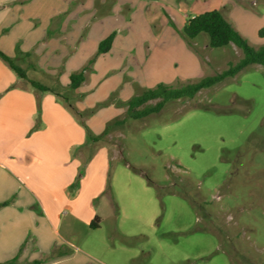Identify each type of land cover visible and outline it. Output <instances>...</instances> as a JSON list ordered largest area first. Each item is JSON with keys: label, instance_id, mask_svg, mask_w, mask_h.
Wrapping results in <instances>:
<instances>
[{"label": "rangeland", "instance_id": "obj_1", "mask_svg": "<svg viewBox=\"0 0 264 264\" xmlns=\"http://www.w3.org/2000/svg\"><path fill=\"white\" fill-rule=\"evenodd\" d=\"M113 1L121 2L108 0L105 6H113ZM129 3L134 11L128 8L123 14L120 4L114 14L103 13L81 32L74 23L70 29L59 26L63 34L58 35L57 24L37 30V21L30 20L29 32L15 30L7 40L9 46L16 45L14 58L20 66L34 63L33 79L50 87L59 81L62 100L69 99L83 113L81 117L76 112L78 124L89 130L86 143L71 153L78 160L74 178L54 202L61 216V236L73 245H86L93 256L90 264H264L263 66L250 65L194 99L170 102L160 113L141 120L130 118L125 105L163 85L199 83L244 58L235 45L211 48L206 34L186 39L183 29L191 17L219 10L250 46L262 49L264 0ZM80 13L84 10L72 17L84 22ZM62 20L58 18V24ZM104 27L109 36L114 33L118 46L114 54L98 53ZM192 43L199 44V50ZM90 44H97V49ZM81 45L86 51L73 57L70 47ZM53 47H59L58 52ZM85 68L86 82L69 90L71 75ZM29 146L31 153L21 162V179L10 187L31 199L27 204L33 218L27 219L30 229L21 246L37 253L42 211L27 188L34 189L40 163L39 150ZM88 185L102 192L88 198ZM87 207L103 217L99 229L85 223ZM39 256L40 252L35 255Z\"/></svg>", "mask_w": 264, "mask_h": 264}, {"label": "crops", "instance_id": "obj_2", "mask_svg": "<svg viewBox=\"0 0 264 264\" xmlns=\"http://www.w3.org/2000/svg\"><path fill=\"white\" fill-rule=\"evenodd\" d=\"M107 1L69 0L67 3H54L44 0H0V50L7 56L14 58L17 55L16 45L9 46L7 40L15 30L29 32L26 26L28 24L30 26V20L37 21V30L43 25L54 27L57 24V29L53 30L61 35L63 32H60V28H68L69 26L70 29L76 23L81 32V30L99 21L100 15L103 13L107 16L114 14L120 4H122L123 14L128 8L130 10L134 8L133 4L129 3L130 0H120L121 2L117 4H114L113 1L111 7L105 6ZM164 7L163 10L168 8L167 5ZM81 9L84 10V13H80V17L86 19L84 22L82 19L75 20L72 17L74 12L76 13ZM61 17H63L62 23L58 24L57 20ZM110 18L111 16L108 17V20ZM170 19L174 23L172 16ZM96 26L97 23L91 30ZM110 33L104 27L97 42L101 43L107 37L114 36V33L109 36ZM192 44L194 48L199 50V44ZM95 45L96 47H93V44H90L94 51L97 49V44ZM208 47V45L205 46L206 49ZM20 49V53H23L22 46ZM58 49L59 47H53L52 50L58 52ZM70 49L74 54L73 57L77 58L79 53L82 57L81 53L85 52L87 48L81 45L75 48L70 47ZM116 50H118V46L114 38L109 53L114 54ZM84 59L83 63H86L88 58L84 57ZM24 64L23 68L27 66V63ZM28 75L33 79L30 70H28ZM25 84L29 85L22 81L0 59V173L4 176V180L0 182V264L15 258H19L20 263L40 261L42 264H90L93 256L86 245H73L65 236H61V216L54 204L59 191L68 189L74 178L78 160H75V156L72 159L71 153L76 148L81 149L86 143V129L84 130L78 124L79 118L76 112H72L64 100L49 92L41 93L30 85L28 88ZM74 108L80 112L77 107L74 106ZM38 121L40 125L37 128ZM30 131H32L33 137L31 141L27 140ZM29 144L39 150L38 156L36 155V159L40 163L37 166L39 167L37 169L39 170V177L32 184L34 189L27 188L31 192L28 194L32 199L34 197L37 200L42 211L41 217H39L42 222V232H39L41 246L39 247L40 256L38 258L35 255H38L39 252L30 253L29 250L22 249L21 246L24 244L30 229L26 224L27 219L33 218V213L29 211L30 206L27 204L31 199L27 195L18 196L10 187L12 182H19L21 179L20 172L23 171L21 162H23L24 156L31 153L28 151ZM25 177L28 178V175ZM100 182L102 183V180ZM47 187H52V189L49 190ZM89 187L88 185L86 188L88 198L102 192V189L95 191ZM52 191L53 193H51ZM6 202L10 203L2 207L1 205ZM87 208L88 215L84 218L85 223L90 224L91 229L94 230L92 223L96 217H99L100 228L103 217L97 214L95 210ZM74 213L78 214L82 211L75 210ZM62 243L66 245H62ZM64 247V253L61 254L60 250Z\"/></svg>", "mask_w": 264, "mask_h": 264}, {"label": "trees", "instance_id": "obj_3", "mask_svg": "<svg viewBox=\"0 0 264 264\" xmlns=\"http://www.w3.org/2000/svg\"><path fill=\"white\" fill-rule=\"evenodd\" d=\"M183 33L186 39L194 40L200 34H206L209 36L211 48H224L231 45H235L240 48L244 53V58L236 65H232L228 70L217 74L212 77H208L200 81L199 83L189 84L181 88H173L169 86H160L157 89L146 91L141 96H137L130 102L126 103L127 114L134 120L144 119L152 114L160 113L164 107L173 101L178 100H192L198 93L204 89H209L218 85L229 78L237 76L246 67L254 64L263 66L264 68V47L260 50L254 49L250 44L236 31L233 25L228 22L223 14L219 10H213L205 12L203 14L191 17L186 22ZM260 38L264 39V28L259 33ZM114 36H111L100 43L99 55L108 53L113 44ZM0 59H2L22 80L28 83L33 89L38 90L41 93H52L58 98H64L63 88L59 81H56L53 87L47 86L41 81L31 79L28 75V70H36L34 63L30 62L27 64V68H23L16 62L15 58H11L4 54L0 50ZM85 68L82 72L72 74L70 77L69 90H78L86 81ZM66 98L65 102L67 107L72 112H77L81 117H84L82 112L76 111V109L68 103ZM151 101H158L154 106L149 105ZM122 121L120 124H124ZM86 132L89 130L85 128ZM101 138L98 137L95 141H99ZM10 202L3 203L1 206H6ZM99 217H96L92 223L93 229L99 228ZM59 255V254H58ZM61 256V255H60ZM1 264H42L40 261H34L31 263H20L19 258L1 263Z\"/></svg>", "mask_w": 264, "mask_h": 264}]
</instances>
